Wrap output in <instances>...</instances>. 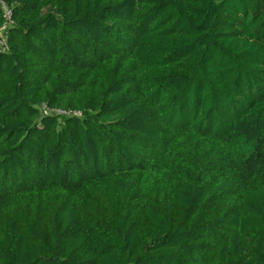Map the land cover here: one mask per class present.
I'll use <instances>...</instances> for the list:
<instances>
[{
    "label": "trees",
    "instance_id": "obj_1",
    "mask_svg": "<svg viewBox=\"0 0 264 264\" xmlns=\"http://www.w3.org/2000/svg\"><path fill=\"white\" fill-rule=\"evenodd\" d=\"M1 1L0 264H264V0Z\"/></svg>",
    "mask_w": 264,
    "mask_h": 264
},
{
    "label": "built area",
    "instance_id": "obj_2",
    "mask_svg": "<svg viewBox=\"0 0 264 264\" xmlns=\"http://www.w3.org/2000/svg\"><path fill=\"white\" fill-rule=\"evenodd\" d=\"M0 4H1V9H2V16L5 19L6 23L5 24H11V12L10 10L7 8L6 4L0 0ZM5 26L2 27V29H4ZM0 47L4 50L5 49V40L3 37V34L1 33L0 36Z\"/></svg>",
    "mask_w": 264,
    "mask_h": 264
}]
</instances>
